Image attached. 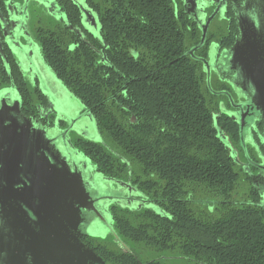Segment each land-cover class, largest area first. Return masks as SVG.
I'll return each mask as SVG.
<instances>
[{
	"label": "trees",
	"instance_id": "obj_1",
	"mask_svg": "<svg viewBox=\"0 0 264 264\" xmlns=\"http://www.w3.org/2000/svg\"><path fill=\"white\" fill-rule=\"evenodd\" d=\"M88 2L98 13L100 39L78 40L71 48L58 33L46 37L42 31L38 38L47 65L91 114L103 138L104 143L81 142L85 154L105 174H130L164 211L115 208V231L148 248L176 249L201 264H264L260 192L248 175L249 198H230L239 173L218 135L221 129L237 141L238 125L219 113L217 94L188 54L199 31L179 21L172 0ZM65 10L73 11L76 24L77 10L69 4ZM8 60L16 88L27 92L16 63ZM5 82L0 62V84ZM208 194L217 198L200 200ZM197 201L203 208L194 209Z\"/></svg>",
	"mask_w": 264,
	"mask_h": 264
},
{
	"label": "flooded vegetation",
	"instance_id": "obj_2",
	"mask_svg": "<svg viewBox=\"0 0 264 264\" xmlns=\"http://www.w3.org/2000/svg\"><path fill=\"white\" fill-rule=\"evenodd\" d=\"M172 1L179 21L184 23L187 29L196 28L200 33L198 42L189 47L188 54L197 61L206 81L207 76L216 80L214 81L215 86H210L211 91L225 97L227 111L231 116L223 114L238 125L239 138L237 141L231 139L226 132L218 129L220 138L224 142L228 140L238 143L240 150H242L240 141L252 138L255 147L259 148L258 154L260 157L253 156L245 161H241L237 155H231L235 158L239 169L251 176L261 195L264 191V119L251 101L250 91L236 76V71L231 69L229 58L232 48L242 44L245 39L256 46L254 48L257 50H259V47L264 49V0ZM68 4L77 10V15H73L74 19L78 18L76 24H73L71 19V12L73 11L67 12L65 10V5ZM35 7L42 9L52 19L51 27H36L34 32L30 31V13L34 12ZM82 9L89 13L87 20ZM92 18L95 19L93 28H91ZM208 19L209 23L204 41L199 45L202 28ZM211 27L212 30H210ZM42 31L48 32L45 34L46 37L51 32L58 33V38L67 37L72 42L70 44L71 48L77 45L78 40H86L88 37L100 39L101 37L98 13L88 0H0V62L3 71L9 78V82L0 84V88L5 84L8 87L12 86L20 96V112L18 115L23 122L22 128L27 129L28 133L37 135L42 134V132L46 133V137H41L42 139H37V137L35 138L37 141L32 143L33 149L36 150V167L41 168L43 172L54 170V173L58 175H62L63 171L72 176L82 175L87 190L91 197L95 199V206L107 218V223L98 221L92 211H82L79 227L81 233L78 234V238L85 247L91 248L104 264H175L173 261L175 255L171 253L170 248L160 250L149 248L150 251L143 253L134 247L136 243L134 240L126 238L115 231V208L128 211L153 208L157 213L162 214L164 211L155 205V198L148 196L132 183L130 174L127 179L105 174L100 170L99 164L85 154L81 142L104 143V141H94L83 136V129L79 122L83 114L74 116L70 124V120L66 119L67 117L61 118L63 116L57 114L54 105L50 103L47 96L40 92L39 88H37L40 92L39 100L37 103L33 102L19 64L21 63L23 67H29L28 61L24 59L23 55L26 46H30V48L34 45L38 46L44 60L38 38V34ZM102 42V44L105 43ZM89 45L93 48L91 44ZM104 49L105 45L99 51L102 60L105 59ZM191 49H193L192 52H189ZM8 59L16 63L27 92L19 91L16 88ZM44 62L46 63L45 60ZM31 73L32 69L29 68L28 75H31ZM218 80H222L224 84ZM231 93H234V95L237 93L238 97L236 95L232 97ZM83 112H87L84 106ZM241 116L243 126L240 131L238 122ZM249 119L251 120L250 123L247 122ZM63 131H65L64 138H61ZM228 148L230 153L231 151L238 153V150H233L229 146ZM25 149L29 151V141L26 142ZM28 159L29 157H26L27 161H29ZM29 162H26L24 167L22 163L18 162L17 157L11 156L6 159L5 163H0V209L3 206L6 210H15L16 212L13 211V213H16L15 219L19 221V224L25 220L26 226L34 229L35 216L29 211H27L28 215H25L19 208L20 205H23L21 199L26 198L27 193H31L27 184L30 179L28 174H32L30 172L32 169H29ZM97 174H101L103 180H98L99 177L96 178ZM106 180L108 182H104ZM22 181L26 183L27 187L22 186ZM114 181L125 183L121 187L122 190L129 188L131 193L129 195L127 193L118 194L119 192L114 191L118 189V184ZM109 184L113 186L110 187ZM133 203L135 205L132 206ZM18 231L23 232V228H18ZM94 234L104 235V238L94 237ZM90 237L94 239L91 240ZM102 246L106 248H99ZM117 255H121L123 258H115L114 256ZM180 255L182 256L180 257L182 263L201 264L192 258Z\"/></svg>",
	"mask_w": 264,
	"mask_h": 264
},
{
	"label": "water",
	"instance_id": "obj_3",
	"mask_svg": "<svg viewBox=\"0 0 264 264\" xmlns=\"http://www.w3.org/2000/svg\"><path fill=\"white\" fill-rule=\"evenodd\" d=\"M82 12L87 20L88 11L82 9ZM91 21L95 26V19L92 18ZM208 23L209 19L202 28L199 45L204 41ZM254 47L256 46L245 39L242 44L232 48L229 61L231 69L236 71V76L250 91L251 101L264 119V49L259 47L257 50ZM30 49V46H26L23 51L25 60ZM20 101V96L12 86L8 91H0V163H5L11 156L17 157L23 166L30 161L29 169H32V174H28L30 179L27 184L31 193L21 199L23 205L19 208L25 215H28L27 211L31 212L36 221L34 229L27 227L25 220L19 224L15 219L16 213H13L16 211L6 210L1 206L0 264H104L91 248L84 246L78 234L81 233L79 227L82 211L94 212L97 220L103 223H107V218L95 206V199L87 190L81 174L72 176L63 171L62 175H58L54 170L43 172L36 167V150L32 143L46 137V133L37 135L22 128L23 122L18 115ZM49 101L52 105L55 104L53 98ZM238 123L241 131L242 116ZM64 133L65 131L61 138H64ZM218 135L220 136L219 131ZM27 141L29 151L25 149ZM26 157H29V161ZM114 182L120 187L125 185L120 181ZM21 183L23 187H27L24 181ZM258 204L264 208V191ZM20 227L23 232L18 231Z\"/></svg>",
	"mask_w": 264,
	"mask_h": 264
},
{
	"label": "rangeland",
	"instance_id": "obj_4",
	"mask_svg": "<svg viewBox=\"0 0 264 264\" xmlns=\"http://www.w3.org/2000/svg\"><path fill=\"white\" fill-rule=\"evenodd\" d=\"M97 24H98V21H97ZM51 26H52V19L49 16H47V14L42 11V9L35 7L34 12L30 13V24H29L30 31L34 32L36 27L49 28ZM93 26H94V23L93 21H91V28H93ZM210 30H212V27L210 28ZM26 59L28 61L29 67H23L21 63L19 64V66L23 73V77L27 83L28 89L31 93L33 102L34 103L38 102L39 97H40V92L43 95L47 96L49 100L50 98H53L55 102L54 104L55 111L57 112L58 115L63 116L61 118L67 117L66 119L70 120L69 121L70 124H71L72 119H74V116L83 114V117H81V119L79 120L81 124V128L83 129V133H84L83 136H85L86 138L92 139L94 141H100V142L103 141V138H101L100 134L98 133L96 129L95 121L90 115V113H87V112L82 113L83 111L82 103L79 101L78 98H76L71 92L68 91V89L62 84V82L55 76L51 68H49V66L44 62L40 54V50L38 46H35V45L31 46L30 51L27 52ZM29 68L32 69L31 75H28ZM214 81L216 80H214L210 76H207V82L211 87L215 86ZM218 81L224 84L222 80L221 81L218 80ZM37 88H39L40 92L37 90ZM8 90H9V87L6 84L0 88V91H8ZM235 95L237 96V93H235ZM235 95L234 93H231L232 97H235ZM216 101H218L217 108L219 109V113H225L228 116H231V114L227 111V108H228L227 102L225 100V97L222 96V94L218 93L216 97ZM250 121H251L250 119L247 120L248 123H250ZM225 142L230 148L232 147L233 150H238V153L237 152L234 153V151L233 152L231 151V154L233 156L237 155L241 161H245L246 159L252 158L253 156L254 157L259 156L258 154L259 148L255 147V142H254V139L252 138L246 139L245 141L244 140L240 141L242 150H240L238 143L230 142L228 140H226ZM131 167L135 173L141 174V172L138 170L137 165L135 163H132ZM235 167L238 170L239 179H238L235 192L231 194L230 198H233L235 200L248 199L249 198L248 192H249V187H250V182L247 179L248 175L245 174L242 170H240L238 165H235ZM96 178H98V180H103L101 174H97ZM155 179L159 182L161 181L158 178H155ZM104 182H108V181L106 180ZM109 186L112 187L113 185L109 184ZM122 189L123 188L118 186V189L114 191L119 192L118 194L127 193L129 195V193H131L130 189L128 188L124 190ZM132 193L134 194V192ZM200 197L204 198V196H200ZM214 197L215 196L208 194L204 199H200V200H205V199L214 200L217 198V197L215 198ZM196 204H197V207H194V209L199 210L200 208H203L204 203H202L201 201H197ZM133 205H135V203H133L132 206ZM94 237L104 238V235L94 234ZM134 247L142 251L143 253L150 251L148 247H145L144 245L138 242L134 244ZM171 253L177 256V258H175V256L173 258V261L175 262V264H185V263L180 262V260H182V258L180 257L182 256L176 249H171ZM189 263L191 264L192 262H189Z\"/></svg>",
	"mask_w": 264,
	"mask_h": 264
}]
</instances>
